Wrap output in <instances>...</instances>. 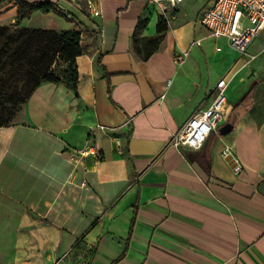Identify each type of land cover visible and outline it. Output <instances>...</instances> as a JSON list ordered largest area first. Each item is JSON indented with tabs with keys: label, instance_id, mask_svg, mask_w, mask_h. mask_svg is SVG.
Instances as JSON below:
<instances>
[{
	"label": "crops",
	"instance_id": "crops-1",
	"mask_svg": "<svg viewBox=\"0 0 264 264\" xmlns=\"http://www.w3.org/2000/svg\"><path fill=\"white\" fill-rule=\"evenodd\" d=\"M87 1L76 88L67 72L43 82L0 128V264H264V31L240 55L200 23L214 0H185L150 48L153 5ZM39 14L18 24L41 28ZM15 23L1 4L0 24ZM221 78L218 129L198 150L170 146ZM88 144L97 155L78 153Z\"/></svg>",
	"mask_w": 264,
	"mask_h": 264
},
{
	"label": "trees",
	"instance_id": "trees-1",
	"mask_svg": "<svg viewBox=\"0 0 264 264\" xmlns=\"http://www.w3.org/2000/svg\"><path fill=\"white\" fill-rule=\"evenodd\" d=\"M14 2L17 6V23L0 24V128L11 125L35 90L43 82H60L54 66L60 58L67 63L69 85L76 88L78 68L76 58L82 53L80 29L53 30L22 27L18 21L32 13H55L65 16L52 0H0V5ZM141 15L134 37L144 29L151 13L149 6ZM168 29L167 22L159 15L157 34L143 43L157 48ZM147 52L145 59L151 55ZM99 65L100 59L98 60Z\"/></svg>",
	"mask_w": 264,
	"mask_h": 264
},
{
	"label": "built area",
	"instance_id": "built-area-1",
	"mask_svg": "<svg viewBox=\"0 0 264 264\" xmlns=\"http://www.w3.org/2000/svg\"><path fill=\"white\" fill-rule=\"evenodd\" d=\"M145 1L157 7L158 14L168 23L170 13L185 0ZM93 14L97 16L100 12L94 9ZM200 23L211 35L225 38L231 49L240 55H246L251 44L264 31V0H214L211 6L203 10ZM195 43L199 45L201 42L196 41ZM188 55V51L181 52L177 56V62L183 63ZM227 88L228 81L221 78L213 90L211 104L207 108L195 111L172 136L169 145L176 148L200 149L223 121L227 106ZM99 127L104 128V126ZM78 153L84 157L97 155V149L95 145L88 144Z\"/></svg>",
	"mask_w": 264,
	"mask_h": 264
},
{
	"label": "rangeland",
	"instance_id": "rangeland-1",
	"mask_svg": "<svg viewBox=\"0 0 264 264\" xmlns=\"http://www.w3.org/2000/svg\"><path fill=\"white\" fill-rule=\"evenodd\" d=\"M66 3V9H61L62 12L65 13V16H61L55 13H50L51 16L48 15V13L44 14L40 12V16H34L32 19H30L29 24H32L35 27H41V28H61L57 25H53L51 19L53 16L58 17V19H61L64 23L68 22L71 26H75L74 29H80L83 31V28H87V26L90 23V8L88 6L87 0H64ZM153 7V6H152ZM153 9L152 12V19L158 18L159 10L157 7L151 8ZM29 19V18H28ZM4 25V24H1ZM63 28V27H62ZM67 63L60 58L57 60L54 71L60 75H63L64 72L67 69Z\"/></svg>",
	"mask_w": 264,
	"mask_h": 264
},
{
	"label": "water",
	"instance_id": "water-1",
	"mask_svg": "<svg viewBox=\"0 0 264 264\" xmlns=\"http://www.w3.org/2000/svg\"><path fill=\"white\" fill-rule=\"evenodd\" d=\"M227 160L231 163V165H233V167H235V161L232 159V157H228Z\"/></svg>",
	"mask_w": 264,
	"mask_h": 264
}]
</instances>
